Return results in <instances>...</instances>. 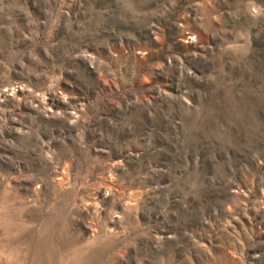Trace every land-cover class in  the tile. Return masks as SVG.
<instances>
[{"label":"rangeland","instance_id":"obj_1","mask_svg":"<svg viewBox=\"0 0 264 264\" xmlns=\"http://www.w3.org/2000/svg\"><path fill=\"white\" fill-rule=\"evenodd\" d=\"M0 264H264V0H0Z\"/></svg>","mask_w":264,"mask_h":264}]
</instances>
